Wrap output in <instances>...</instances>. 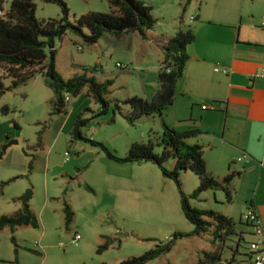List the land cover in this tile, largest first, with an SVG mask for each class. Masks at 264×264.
Wrapping results in <instances>:
<instances>
[{"label": "rangeland", "instance_id": "374dc122", "mask_svg": "<svg viewBox=\"0 0 264 264\" xmlns=\"http://www.w3.org/2000/svg\"><path fill=\"white\" fill-rule=\"evenodd\" d=\"M11 1H3L4 11L9 10ZM59 1L68 8L73 24L88 13L110 11L106 0ZM139 1L152 9L156 25L149 34L154 42L132 32L120 37L105 33L89 44L86 29L82 35L67 31L54 40V69L64 81L85 76L99 83L112 82L103 96L105 107L86 86L77 95L67 94L65 112L51 115L55 95L45 74L35 75L0 97V184L6 183L0 193V216L21 211L22 197L31 191L27 207L38 222L37 228L0 231V264H119L152 250L157 255L144 264H194L204 252L213 250V227L206 226L205 232L194 235L196 226L182 212V194L189 197L198 186L192 173L180 174L179 187L175 180L164 177L156 164L115 162L90 141L104 145L118 157H124L133 143L155 142L163 131L160 117H142L130 125L123 115L130 112L125 100L142 97L141 82H157L163 50L156 41L164 45L163 36L176 32L178 26L194 33L200 20L190 22L189 18L201 11L212 21H219L227 10L260 20L264 0ZM33 2L38 20L63 17L59 4ZM2 84L9 87L11 79H2ZM4 106L7 114L1 112ZM77 123L78 133L74 134ZM10 141L17 143L2 155ZM172 167V161L164 165L168 171ZM188 201L193 208L225 215L238 234L252 230L244 225L246 208L234 197L227 203L221 191H209L200 201ZM66 205L73 214L68 228L63 211ZM76 235L80 238L72 245ZM243 238L233 264H252L244 254L248 253L246 243L256 238L247 232ZM236 240L235 236L226 242L219 264H230L229 246L233 248ZM106 241L108 249L97 253Z\"/></svg>", "mask_w": 264, "mask_h": 264}, {"label": "trees", "instance_id": "16d2710c", "mask_svg": "<svg viewBox=\"0 0 264 264\" xmlns=\"http://www.w3.org/2000/svg\"><path fill=\"white\" fill-rule=\"evenodd\" d=\"M3 1L0 0V97L6 91H12L18 86L27 83L37 74H45L49 77L48 85L54 92V114L65 112V94L77 95L84 87L89 86L94 96L103 104V96L112 85L111 81L96 82L91 77H74L64 81L54 69L51 56L54 57V40L60 38L67 31L76 35H82L83 29L89 32L85 37L86 42L95 44L105 33L120 37L124 34L136 32L141 39H147V33L152 31L156 20L151 16V7L139 0H106L109 5V13H88L81 16L73 23L69 22V11L66 5L59 0H48L60 5L63 17L60 20H38L35 17V4L33 0H12L8 11L3 10ZM87 1V0H81ZM195 36L190 28L179 30L162 46L163 58L157 72L158 91L150 99L131 97L124 104L130 109L123 117L130 125L142 117L157 115L162 117L174 102L175 85L182 77L185 65L188 61L186 47L193 43ZM93 71L96 68L92 69ZM10 78L11 84L5 88L2 79ZM119 114L121 109L116 106ZM3 114L8 113L6 106L1 108ZM80 123V122H79ZM163 131L155 137V142L133 143L129 146L124 157H118L104 145L90 141L92 146L99 147L107 158L118 163H153L160 167L162 175L177 179L181 173H192L198 181L197 188L189 197L182 194L181 208L185 219L196 226L194 235H200L206 231V226L213 227L214 247L212 251L204 252L194 264H219L222 260L226 242L231 237L237 238L232 250L230 264L234 263L235 256L240 255L239 247L244 241V233H236L235 224L225 215L211 209H196L190 206L188 198L199 201V197L209 191H221L225 195L227 203L232 202L229 188L231 178H225L221 182L215 180L208 172L203 157L202 148L197 144H190L188 140L196 133H178L170 130L162 123ZM78 123L74 134L78 133ZM156 147L159 152H156ZM173 162L172 170L164 168L165 163ZM6 183L0 184L1 189ZM65 225L68 228L72 222V212L66 205L64 208ZM208 219L210 223L205 222ZM246 226L249 224L245 223ZM19 227L37 228L38 222L27 206L21 211L10 216H0V231L8 228L12 233ZM247 245L249 243H246ZM109 242L99 246L97 253L107 250ZM244 254L251 258V252ZM157 255L156 250L149 251L144 255L123 261L119 264H144Z\"/></svg>", "mask_w": 264, "mask_h": 264}, {"label": "crops", "instance_id": "0c3cea01", "mask_svg": "<svg viewBox=\"0 0 264 264\" xmlns=\"http://www.w3.org/2000/svg\"><path fill=\"white\" fill-rule=\"evenodd\" d=\"M238 14L227 10L212 21L201 11L189 18L200 20L195 40L186 47L188 61L175 85L173 105L161 119L178 133H196L188 142L202 148L207 172L219 182L231 178L232 200L254 212L264 239V15L259 20ZM179 30L164 35V44ZM148 39L155 41L149 32ZM156 83L141 82V98L150 100L158 91Z\"/></svg>", "mask_w": 264, "mask_h": 264}, {"label": "built area", "instance_id": "2783aa9c", "mask_svg": "<svg viewBox=\"0 0 264 264\" xmlns=\"http://www.w3.org/2000/svg\"><path fill=\"white\" fill-rule=\"evenodd\" d=\"M194 18H191L193 20ZM262 26H264V16L262 17ZM78 50H81L78 48ZM118 67H121L120 64H117ZM219 71L218 68L215 69V72ZM225 73V71L223 72ZM260 75L264 77V68L261 69ZM65 101H69V97L66 94L65 95ZM203 110L208 109L206 106L202 107ZM221 109H224V106H221ZM243 220L245 223L250 225V228H252V235L256 238V240L251 241L248 244V249L251 252V261L252 264H264V240H263V230L261 226L259 225V221L257 219V216L254 214V212L250 209L246 211V213L243 215ZM79 236L76 235L72 239L71 243L72 245H76L77 241L79 240Z\"/></svg>", "mask_w": 264, "mask_h": 264}, {"label": "water", "instance_id": "95a60500", "mask_svg": "<svg viewBox=\"0 0 264 264\" xmlns=\"http://www.w3.org/2000/svg\"><path fill=\"white\" fill-rule=\"evenodd\" d=\"M51 62H53V56H51ZM16 141H10L7 145H5V147L3 148V152L2 155L5 153V150L12 144H16ZM31 196V191H27L26 194L22 197V202L24 204V206H27V202L29 200Z\"/></svg>", "mask_w": 264, "mask_h": 264}]
</instances>
